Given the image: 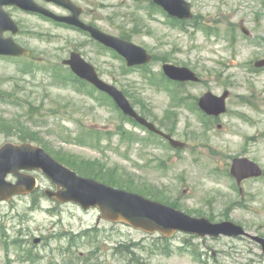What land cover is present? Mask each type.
Listing matches in <instances>:
<instances>
[{
	"label": "rangeland",
	"instance_id": "374dc122",
	"mask_svg": "<svg viewBox=\"0 0 264 264\" xmlns=\"http://www.w3.org/2000/svg\"><path fill=\"white\" fill-rule=\"evenodd\" d=\"M73 1L85 9L86 19L145 48L155 61L144 69L129 68L87 34L7 8L21 27L16 40L32 56H0V147L32 143L79 175L194 217L234 222L264 238V176L244 181L241 194L230 174L233 159L240 157L264 170V71L254 70L264 59V0H186L213 31L203 24L185 30L152 0ZM227 28L236 30L230 42ZM73 51L185 148L173 149L148 135L108 97L80 85L62 63ZM165 63L190 68L201 83L174 90L162 76ZM225 91L228 110L221 117L195 108L207 92ZM32 175L40 184L37 192L0 202V264H264L261 247L248 238L177 234L164 240L110 223L98 209L50 200L44 192L54 185L41 172ZM8 180L16 182L12 175ZM122 244H138L135 255L118 253Z\"/></svg>",
	"mask_w": 264,
	"mask_h": 264
},
{
	"label": "water",
	"instance_id": "95a60500",
	"mask_svg": "<svg viewBox=\"0 0 264 264\" xmlns=\"http://www.w3.org/2000/svg\"><path fill=\"white\" fill-rule=\"evenodd\" d=\"M63 6L74 15L60 17L38 5L35 0H0V55L9 57L29 56L30 51L18 45L13 38H6L5 32L19 33L18 25L10 15L4 11L5 6H16L26 12H35L49 17L60 23H67L89 31L93 38L106 47L117 51L124 57L130 67L143 66L153 61V56L145 49L124 41L107 33L86 26L79 20L80 10L70 0H45ZM170 16L178 19H192L191 5L185 0H154ZM247 34L248 32L244 30ZM65 65L81 79L96 86L107 93L123 111L125 115L135 119L150 131L164 136L174 148H185V144L164 134L141 117L132 107L130 101L122 91L101 80L95 68L87 63L80 54L72 53ZM257 68H264V59L256 63ZM164 72L168 78L179 82H199L196 74L188 68L164 65ZM229 92L219 97L213 93L205 94L199 101L200 108L208 115L219 117L227 112ZM33 171L42 172L54 186L56 191H46L51 199L62 204L75 203L84 210L97 207L102 217L112 223H124L136 230L146 233H161L172 237L177 232L195 235L201 238L212 237H250L261 245L264 253V238L251 236L246 230L233 222L212 223L207 218H194L171 206L147 199L141 195L107 186L93 179L79 176L75 171L52 158L43 148L32 143H7L0 148V202L10 201L17 195H30L38 188L37 178L31 175ZM231 174L237 179L238 185L246 179L260 178L263 169L254 161L246 157L235 158L231 167ZM13 175L16 183L8 180ZM40 240H36L39 243Z\"/></svg>",
	"mask_w": 264,
	"mask_h": 264
},
{
	"label": "trees",
	"instance_id": "16d2710c",
	"mask_svg": "<svg viewBox=\"0 0 264 264\" xmlns=\"http://www.w3.org/2000/svg\"><path fill=\"white\" fill-rule=\"evenodd\" d=\"M138 248V244H131V245H127V244H122V245H119L118 247H116V251L118 253H122V255H126V256H133L135 255V250ZM159 250V249H157ZM156 250H152V252H155ZM165 255H168L170 252H168L167 248L165 247L163 250H162ZM140 264V263H138ZM142 264V263H141Z\"/></svg>",
	"mask_w": 264,
	"mask_h": 264
},
{
	"label": "flooded vegetation",
	"instance_id": "af4514ba",
	"mask_svg": "<svg viewBox=\"0 0 264 264\" xmlns=\"http://www.w3.org/2000/svg\"><path fill=\"white\" fill-rule=\"evenodd\" d=\"M82 9H83V12H82V14H81V19L85 22V23H87V24H89V25H93V26H96V27H98L92 20H88V19H86L85 18V9L82 7ZM99 28V27H98ZM231 32H232V30H231ZM84 34H87L86 32H83ZM9 35V34H8ZM230 36H232V34H230ZM21 45V44H20ZM182 85H187V84H182ZM140 113H142V112H140ZM147 119L149 120V121H151V122H153L154 123V121H152L149 117H147Z\"/></svg>",
	"mask_w": 264,
	"mask_h": 264
}]
</instances>
